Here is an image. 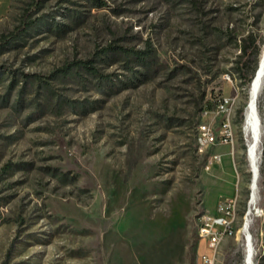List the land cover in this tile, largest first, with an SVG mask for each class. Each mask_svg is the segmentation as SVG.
<instances>
[{
  "label": "rangeland",
  "instance_id": "rangeland-1",
  "mask_svg": "<svg viewBox=\"0 0 264 264\" xmlns=\"http://www.w3.org/2000/svg\"><path fill=\"white\" fill-rule=\"evenodd\" d=\"M263 47L264 0H0V264H196L228 196L216 264L249 238L264 264V89L254 202L244 128ZM204 121L233 131L206 170Z\"/></svg>",
  "mask_w": 264,
  "mask_h": 264
},
{
  "label": "bare ground",
  "instance_id": "bare-ground-1",
  "mask_svg": "<svg viewBox=\"0 0 264 264\" xmlns=\"http://www.w3.org/2000/svg\"><path fill=\"white\" fill-rule=\"evenodd\" d=\"M255 73L250 81V88H249V99L248 104L246 107L245 112V121H244V128L248 135V159L251 166V170L253 172V180H252V202L256 199V188L257 183L260 175V143L262 138V118L259 111V98L264 89V47L262 53L260 55V59L258 62V66H256ZM227 78V77H226ZM229 79V78H228ZM232 98V97H231ZM233 104V103H232ZM230 109V108H229ZM233 110V108H232ZM230 112V111H229ZM224 127H228L229 136H228V143L233 142V131L232 127L228 125V123L224 122ZM237 206L238 203L236 200L231 202V214H230V223L227 227H225L222 232L217 234L216 238L213 241V253H212V262L211 264H216V254L218 250L219 243L221 239L229 234L233 228L234 223L237 217ZM252 213V212H251ZM246 215H251L250 212ZM249 219V216H247ZM199 231H202V222L199 226ZM248 253L246 255V263L245 264H256L255 263V255L253 252V248L251 245V239H248ZM200 258V256L198 257Z\"/></svg>",
  "mask_w": 264,
  "mask_h": 264
},
{
  "label": "built area",
  "instance_id": "built-area-1",
  "mask_svg": "<svg viewBox=\"0 0 264 264\" xmlns=\"http://www.w3.org/2000/svg\"><path fill=\"white\" fill-rule=\"evenodd\" d=\"M229 130L228 127H224V123L218 129L208 123L201 122L197 127V140L196 149L199 154H210L205 170L210 169L214 164L222 160V154L219 152H212L210 150L218 143H228ZM231 202H233V196H228L221 200L216 207L213 214H206L203 216L202 231H199L200 237L205 241L207 251L200 255L196 264H211L213 253V241L217 234L222 232L230 223L231 214ZM245 216V232L249 237V219Z\"/></svg>",
  "mask_w": 264,
  "mask_h": 264
}]
</instances>
